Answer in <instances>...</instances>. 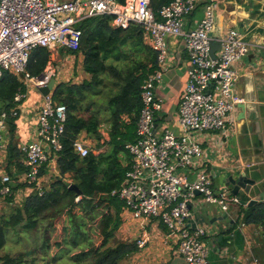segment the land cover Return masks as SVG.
Listing matches in <instances>:
<instances>
[{
    "label": "built area",
    "instance_id": "2783aa9c",
    "mask_svg": "<svg viewBox=\"0 0 264 264\" xmlns=\"http://www.w3.org/2000/svg\"><path fill=\"white\" fill-rule=\"evenodd\" d=\"M203 3V19L195 28L186 29V19ZM217 10V0H173L157 13L151 0H0V79L9 72L25 89L38 91L56 78L58 71L52 57L60 50L80 52L82 31L78 24L83 20L113 16L115 27L127 29L138 24L144 29L146 41L157 52L158 69L142 86L143 109L136 137L125 145L131 167L112 196L124 203V212L142 220V228L153 221L162 223L169 236L177 238V252L184 264H212L211 249L205 242L212 232L197 224L195 211L204 205H215L228 213L232 205L240 204L237 196L215 188L201 143L204 135L226 133L234 123V113L243 102L237 87V64L252 48L235 28L211 36ZM171 37L184 41L187 55L186 84L179 106L182 134L165 130L159 135L156 119L164 100L157 94V87L174 66L169 62ZM212 41L221 44L215 58L211 56ZM38 48L47 49L51 58L40 76H32L28 64ZM54 89L43 95L35 131L28 142L20 145L27 171L17 179L6 171L0 172V207L18 184H34L40 195L44 193L41 170L56 161L62 151L68 116L67 107L54 100ZM27 97L28 92H18L15 106L9 112H0V154L7 149L1 134L8 132L7 119L18 117ZM101 132V148L93 149L91 141L81 136L74 142L75 153L84 158L92 151L103 152L109 136L106 130ZM182 171L193 173L194 179L189 180ZM21 197L22 192H16L15 201L21 203ZM148 241L149 238L137 241L140 249Z\"/></svg>",
    "mask_w": 264,
    "mask_h": 264
},
{
    "label": "trees",
    "instance_id": "16d2710c",
    "mask_svg": "<svg viewBox=\"0 0 264 264\" xmlns=\"http://www.w3.org/2000/svg\"><path fill=\"white\" fill-rule=\"evenodd\" d=\"M172 1L151 0V7L157 13ZM112 22L113 16H99L78 24L82 31L83 71L88 79L80 84L61 83L54 89V100L68 109L63 149L56 160L59 175L53 176L51 183H44L43 195L34 184H18L13 195L6 198L9 210L0 207V251L6 248L12 231L31 232L36 236L44 233L45 255L34 259L30 251L5 254L0 256V264H40L39 261L47 259L57 264H122L141 250L136 241L118 238L124 203L112 196V192L121 187L130 170L125 145L136 132L143 109L142 86L158 69V57L140 25L122 29ZM50 58L47 49L34 50L28 72L40 76ZM24 90L15 75L5 72L0 79V109L9 112L15 106L16 94ZM17 119H7L10 142L5 171L12 179L27 171L23 163L25 155L16 138ZM104 128L109 140L103 152L92 151L84 158L75 153L74 142L83 134L94 141L97 149L101 148ZM46 170L44 166L42 177ZM72 184L78 186L81 195L70 190ZM26 187H30L29 196L17 203L16 192ZM237 207V224L260 227L264 242V202ZM94 235L100 238L98 245L94 243ZM53 238L59 252L50 258L49 241Z\"/></svg>",
    "mask_w": 264,
    "mask_h": 264
},
{
    "label": "crops",
    "instance_id": "0c3cea01",
    "mask_svg": "<svg viewBox=\"0 0 264 264\" xmlns=\"http://www.w3.org/2000/svg\"><path fill=\"white\" fill-rule=\"evenodd\" d=\"M217 2V22L212 34L213 37L235 28L245 40L252 44L251 52L237 64V70L240 74L238 92L244 97L247 90L246 77L258 74L264 78V0H217ZM203 16L204 3L186 19L185 28H195ZM168 46L170 50L169 62L172 65L174 63V66L164 74L163 81L157 87V94L164 100L163 109L158 113L156 119V130L159 135L165 130L182 134L179 125V106L186 84L185 62L187 55L184 41L179 37L169 38ZM61 51L69 50L63 49L59 52ZM59 52L55 57H52L58 71L55 87L61 83L80 84L88 79V75L83 71L84 56L82 52L69 51L63 55ZM67 54H73V56L66 57ZM62 57L64 58L61 60ZM60 61L63 64L56 65ZM25 91L28 92V97L20 106L16 121L18 144L28 142L31 139L37 124L36 113L43 98L40 90L26 88ZM0 112H2L1 109ZM257 113L258 118L253 115V118H250L249 114L246 113V119L241 120V110L238 108L234 113V123L226 133H213L201 138L208 162L207 168L214 178L216 189L230 191L231 188L225 186V178L243 172L260 179L262 181L261 189L264 191V91L258 93ZM1 134L4 145L8 147L10 142L8 132ZM82 136L86 137L85 134ZM135 137L136 132L132 134L130 142L134 141ZM86 138L91 141L94 149L96 147L94 141ZM6 159L7 149L6 152L3 151L0 154V172L5 171ZM182 172L189 180L194 179L193 173ZM56 175H59V171L57 163L54 161L47 167L44 176L46 180L43 178V181L49 183L51 177ZM18 191L22 192L21 202L30 194L29 187L21 188ZM254 194H246L241 190L237 197L240 201L243 199L250 201ZM120 215L123 221L117 234L120 240L137 242L149 238L145 247L129 258L130 264H184L182 257L177 252V238L169 236L162 223L153 221L142 228V220L134 219L131 213L124 212L122 209ZM224 215H228V218L220 220L214 225H203L212 232L205 238L207 246L211 249L209 256L211 263L264 264L262 230L255 225L237 224V205H232L228 213H222L219 207L215 205H204L195 211L196 221L200 226H202L204 219L208 222Z\"/></svg>",
    "mask_w": 264,
    "mask_h": 264
},
{
    "label": "water",
    "instance_id": "95a60500",
    "mask_svg": "<svg viewBox=\"0 0 264 264\" xmlns=\"http://www.w3.org/2000/svg\"><path fill=\"white\" fill-rule=\"evenodd\" d=\"M211 36L213 37V35ZM220 48H221V44L219 42L217 41L211 42V56L213 58H215V53L219 51ZM245 79L247 81L246 93L244 97H242V95L239 94V96L243 98V102L238 105V108L241 110V114H240L241 120L246 119V113L249 114L250 118H253L252 115L255 118H258V113H257L258 93L264 91V78L261 77L260 75L258 74L249 75ZM55 84H56V79H53L47 87L41 88L40 92L42 93V95H48L51 89L55 87ZM225 181H226L225 186L227 188L229 187L231 188V190L228 191V194L238 196L241 190L244 191L246 194L255 193L252 200L250 201L241 200L240 201L241 205L251 207L260 202H264V191L261 189L262 181L256 178L255 176L242 172L239 175H231L225 178ZM69 188L70 190L75 191L77 195H81L80 189L75 184L70 185ZM227 218L228 215L219 216L208 222L204 219L202 225L205 224L214 225L216 224V222ZM193 228H195V225L193 226Z\"/></svg>",
    "mask_w": 264,
    "mask_h": 264
},
{
    "label": "rangeland",
    "instance_id": "374dc122",
    "mask_svg": "<svg viewBox=\"0 0 264 264\" xmlns=\"http://www.w3.org/2000/svg\"><path fill=\"white\" fill-rule=\"evenodd\" d=\"M68 52L69 51H61L59 53L61 55H63L64 53H68ZM69 55L73 56V54H67L66 57ZM63 58L64 57H62L61 60ZM57 60H60V59H57ZM62 64H63V62L60 61L56 65H62ZM106 127H107V125H106ZM105 130L106 129L104 128L103 131H105ZM95 149H97V147H95ZM52 177H51L49 183H51ZM44 179H45V177H44ZM44 183L47 184L46 182H44ZM4 208H5V210H9L10 207H8V205L4 204V205H2L1 209H4ZM11 233H12V235L8 238V244H7L6 248L4 250L0 251V256H3L5 254L17 255L19 253L29 252V251L33 252L34 255L32 256V258H34V259H38V258L40 259L42 255H45V253L42 251L44 233H40L39 235L37 234V236L31 232H21L20 231L21 234H17V233H14L12 231ZM58 239H59L58 242H60V238H58ZM93 239H94V243L96 245H98L100 243V238L97 237L96 235L93 236ZM55 241H56L55 238H53L49 241V244H50V252L49 253L51 254L50 258H54L57 255V253L59 252V248L55 245ZM27 258L29 260H31V257H27ZM48 262L50 264H57L58 263V262L53 261V260L50 261L49 259L45 260L44 262L39 261L40 264H45ZM122 264H130V263L127 260Z\"/></svg>",
    "mask_w": 264,
    "mask_h": 264
}]
</instances>
